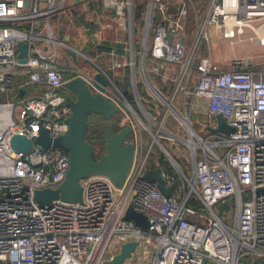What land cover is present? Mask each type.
<instances>
[{
    "label": "built area",
    "instance_id": "2783aa9c",
    "mask_svg": "<svg viewBox=\"0 0 264 264\" xmlns=\"http://www.w3.org/2000/svg\"><path fill=\"white\" fill-rule=\"evenodd\" d=\"M72 1L0 0V264H103L128 242L136 247L123 264H264V60L233 59L221 69L210 56L216 38L264 48V0H87L117 26L95 13L86 44L100 47L107 29L128 36L108 49L111 69L128 71L126 95L94 59L60 40ZM21 42L25 63L17 57ZM60 49L97 71L75 69L64 78L51 65ZM98 71L109 80L103 95L119 109V128H130L125 180L117 188L91 177L81 182L82 203L39 205L34 192L57 188L69 158L33 141L40 129L51 139L68 133L63 85L79 78L99 93ZM216 115L229 135L210 133L216 123H204L207 137L193 128L195 116ZM15 135L32 142L27 152L11 148ZM173 141L189 151V174L165 146ZM155 169L167 187L177 183L168 198L143 178ZM129 206L146 218L145 231L124 220Z\"/></svg>",
    "mask_w": 264,
    "mask_h": 264
},
{
    "label": "water",
    "instance_id": "95a60500",
    "mask_svg": "<svg viewBox=\"0 0 264 264\" xmlns=\"http://www.w3.org/2000/svg\"><path fill=\"white\" fill-rule=\"evenodd\" d=\"M170 39V37H169ZM18 60L20 63L26 61V43L17 45ZM53 68L62 73L72 69L70 66H59L56 62L51 63ZM247 65V61H245ZM97 84L95 87L99 93L91 94L85 83L75 78L63 85L65 102L71 109V115L67 120L69 131L67 134L51 139L44 129H40L39 136L33 141L44 151L49 148H58L67 153L69 168L62 183L55 189L37 190L33 194V201L39 205H48L50 202L59 200L64 203H82L81 182L91 177L101 176L107 178L115 187L120 188L125 180L131 166L134 148L127 142L130 128L114 129L113 118L118 114V107L108 100L103 93L109 87V80L104 74L98 71L94 76ZM129 83L124 85L121 93L127 94ZM21 91L20 94H23ZM116 102H118L116 100ZM98 116L107 123L106 130L101 134L104 141V152L95 159V148L87 140L89 131V119L91 116ZM216 128H208L210 133H219L225 136L232 132V128L226 124V120L215 116ZM11 148L16 152H27L32 142L27 138L15 135L10 140ZM146 181L154 183L160 193L168 198L175 189L177 183L166 186L165 180L161 177L159 170H147L143 176ZM222 204L218 207V216L225 209ZM124 220L134 223L135 226L145 231L147 229L146 218L129 206L125 212ZM136 247V243H124L119 252L109 261L103 264H123Z\"/></svg>",
    "mask_w": 264,
    "mask_h": 264
},
{
    "label": "crops",
    "instance_id": "0c3cea01",
    "mask_svg": "<svg viewBox=\"0 0 264 264\" xmlns=\"http://www.w3.org/2000/svg\"><path fill=\"white\" fill-rule=\"evenodd\" d=\"M86 1L87 0H74L70 3V5L68 6L67 14H64L59 22L58 36L62 42L67 44V46L82 51V53L86 54L90 59H94L98 67L112 80L114 78V83L122 90L127 81L128 71H113L111 69L108 49L109 45L119 47L121 44L119 42H125L128 39V36L124 31L118 32L114 30V32L112 29H107L105 31L106 42H102L100 47L94 48L92 47V45L86 44V36H88L90 39V35L96 29L95 25L90 26L88 23V19L90 17H93L95 13L106 16V22L111 24L114 29L117 26L116 20H114L113 17H109L110 12H108L107 10L105 11L100 3L97 5H92L87 4ZM251 48L252 47H250L249 49ZM57 64L59 66L68 65L72 68L63 73L67 74V77L71 76L73 74V70L75 69H80L82 71H88L91 73H95L97 71L94 66L90 65V63L88 62H85L78 54H75L74 52L67 49L59 50ZM224 67L226 68V66ZM93 69L94 71H92Z\"/></svg>",
    "mask_w": 264,
    "mask_h": 264
},
{
    "label": "rangeland",
    "instance_id": "374dc122",
    "mask_svg": "<svg viewBox=\"0 0 264 264\" xmlns=\"http://www.w3.org/2000/svg\"><path fill=\"white\" fill-rule=\"evenodd\" d=\"M245 46V47H244ZM210 56L213 59V61L219 65L221 69H225V64H227L229 61L233 59H239L241 58L243 61L247 59L249 61V65H259L264 60V48L256 47L252 44H236L233 46L229 45V41L223 40L222 38H216L211 39L210 42ZM252 47L251 49H249ZM114 81V78H113ZM116 120H119V115H115ZM92 120H94L92 118ZM90 121V124L94 126L93 121ZM103 127L106 128V122L102 121ZM197 123H200L198 125ZM204 123L211 124L212 126L215 125V120H211L210 118L204 119L203 117H197L195 116L194 119H192V125L193 128L203 137H207L209 135V132H205L203 130ZM93 128L90 130L88 136L91 137ZM172 130L180 135L183 138H186L187 135L184 133V131L180 130L179 128L172 127ZM102 134V133H101ZM96 156H98L100 153V150L102 151L104 148V142L101 140H98L96 143ZM165 146L167 147L169 153L179 162L180 166L186 173L191 172V162L189 158V151L187 147L182 144L179 141H173V142H165Z\"/></svg>",
    "mask_w": 264,
    "mask_h": 264
},
{
    "label": "trees",
    "instance_id": "16d2710c",
    "mask_svg": "<svg viewBox=\"0 0 264 264\" xmlns=\"http://www.w3.org/2000/svg\"><path fill=\"white\" fill-rule=\"evenodd\" d=\"M92 71H94V69ZM63 76H64V78H67V74H63ZM92 118L94 119V120H92L93 124H94L92 134H91L92 138H89V136H87V139H88V141L93 142L96 145L97 141L101 140V133H103L106 130V128L103 127L102 119L100 117L93 115ZM117 127H118V121L115 118V129H116V131H118L120 129L119 127L118 128ZM103 152H104V148L102 150V153ZM98 158H99V155L95 156V159H98ZM188 205L195 206V207L199 208V204L196 202H193V201L189 202Z\"/></svg>",
    "mask_w": 264,
    "mask_h": 264
},
{
    "label": "flooded vegetation",
    "instance_id": "af4514ba",
    "mask_svg": "<svg viewBox=\"0 0 264 264\" xmlns=\"http://www.w3.org/2000/svg\"><path fill=\"white\" fill-rule=\"evenodd\" d=\"M92 120V116L90 117V119H89V131H88V134H89V132H90V130L93 128V126L90 124V121ZM103 121V120H102ZM113 125H114V129H115V116H114V118H113ZM119 127V126H118ZM117 127V128H118ZM106 128H107V123H106ZM116 130V129H115ZM88 134H87V136H88ZM88 140V139H87ZM90 142V141H89ZM102 142H104L103 140H102ZM93 146H94V148H95V156H96V146H95V144L93 143V142H90ZM100 152H102L101 150H100ZM102 153H100L99 154V156L101 155Z\"/></svg>",
    "mask_w": 264,
    "mask_h": 264
}]
</instances>
